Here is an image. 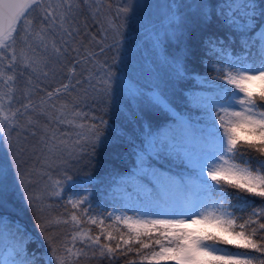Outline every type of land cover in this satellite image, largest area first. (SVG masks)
<instances>
[{"label": "snow or ice", "instance_id": "snow-or-ice-1", "mask_svg": "<svg viewBox=\"0 0 264 264\" xmlns=\"http://www.w3.org/2000/svg\"><path fill=\"white\" fill-rule=\"evenodd\" d=\"M78 7L72 0H59L55 5L45 4L44 0H0V136L5 125L10 129L20 126L22 117H27L24 130L38 124L40 116L44 115L48 116L49 124L73 125V120L66 116L67 104L56 110L57 115L48 113L44 106L54 98L59 99L62 90L75 89L81 84L80 80L75 85L65 83L47 91L46 99L41 98L39 105L32 99L35 91L29 87L32 80L27 81L21 92L26 103L17 95L20 90L17 81L24 71L37 73V79L40 74L48 76L44 69L50 57L40 55L41 48L47 51L51 46L57 58L69 53L68 47L57 45L54 36L51 40L48 37L50 33L62 34V45H67L68 40L63 37L73 38V34L78 33L69 19ZM33 8L41 10L38 29L33 28L34 21H25ZM196 8V13L174 17L177 23L172 32L178 46L173 56L177 70H187L184 61L190 55L198 57L210 74L207 83L213 90L197 104L200 121H184L181 126L193 142L194 151L189 154L178 150L168 133L146 134L141 141L143 147L136 153L135 170L120 182L140 190L135 196L140 203L135 215L109 211L107 216L101 214L98 219L90 214L89 207H84L88 203L87 194L70 198L67 203L75 210L72 222L79 226L84 222L81 217H87V223L99 229L94 236L91 229L73 234V242L79 237L84 246L75 253L77 258L90 248L94 256L98 253L100 258L109 261L132 256L127 264H264V207L254 208L247 218L236 215L237 209L244 211L250 206L249 198L264 201V0L239 3L237 0H208ZM128 12V7L118 8L117 19L121 14L127 16ZM25 22L22 46L17 49L16 38L21 32L20 25ZM123 26L108 22L116 37L122 35ZM113 45L119 51L120 40L115 39ZM113 45L100 48L99 55H104L105 48L110 51ZM71 51L78 52V49ZM97 55L87 53L83 63L89 64ZM101 67L103 75L94 84L88 76L83 82L97 95L111 96L115 73L107 60ZM84 71L90 76L98 75L95 69L85 68ZM116 86L120 87L119 80ZM16 104L19 107H14ZM52 107L55 109V105ZM105 123L101 117L99 125L94 123L86 132L76 133L78 139L71 149L67 141L57 137L55 130L49 132L46 125L41 150L49 156L67 152L71 157L88 143H102ZM75 127L85 128L84 125ZM161 159L178 160L184 171L173 175L157 166ZM3 177L4 170L0 169V185ZM19 178L22 182L23 176ZM60 183L59 180L54 182L55 190L51 195L61 194ZM113 196L132 198L131 192L119 185L113 189ZM6 197V190L0 187V208L4 207ZM25 199L31 206L33 196L26 195ZM105 220L111 223L105 224ZM62 222L68 223L67 220ZM13 227L0 215V235L8 231L14 239L17 234L22 239L24 234L18 227L13 232ZM44 230L41 226V231ZM45 239L51 244L50 237ZM229 248L244 251L233 252ZM3 254L0 264H43L41 257L34 253L29 255L26 246L21 248L19 243ZM52 254L56 264H71L72 248L64 247L58 254L53 247Z\"/></svg>", "mask_w": 264, "mask_h": 264}, {"label": "trees", "instance_id": "trees-1", "mask_svg": "<svg viewBox=\"0 0 264 264\" xmlns=\"http://www.w3.org/2000/svg\"><path fill=\"white\" fill-rule=\"evenodd\" d=\"M88 1L72 0L73 4H79V7L74 9L75 14L69 19L71 20V27L78 29V33H74L73 38L63 37V39L68 40L67 45H62V34H49V40L54 36L57 45L68 47L69 53L57 58L51 46L47 51L42 48L39 50L40 55L50 57V62L47 68L44 69L49 73L48 76L45 78L40 74L39 79H37L38 74L30 71H24V75L19 76L17 84L20 90L17 95L20 96L21 102H27L23 100L21 92L29 79L32 80L29 87L35 89L32 94L34 101L46 98L47 91L60 88L65 83L74 85L73 82L69 81L64 71L68 69L70 64H73V66L81 64L87 53L103 47L95 38L90 36L97 37L102 27L101 23L98 22V18L94 16L100 6L111 9L109 16L117 13V9L120 7H128L129 12L135 16L141 12L145 14L146 18L149 16L150 18L147 20L160 28V43L164 56L174 63L173 56L176 54L178 47L175 39L172 38V32L177 23L174 17L196 13V5L208 2V0H142L144 4L141 6L138 0H98L97 4L93 0ZM49 2L56 4L59 0H44L45 4ZM237 2L239 3L241 0H237ZM178 5L181 7L177 8ZM95 9L96 11L93 13ZM40 18L41 10L33 8L25 21H34L33 28L38 29L41 27ZM26 26V22L20 25L21 32L16 38L17 49L22 46L23 28ZM94 39L98 45H95L94 41L90 44ZM71 49H78V52L71 51ZM111 54L108 49H105L104 58L108 57V63L113 61L109 58ZM184 63L186 71L183 69L177 70L174 63L175 67L171 68V71L167 73V77L159 85L160 91L153 89L152 86L138 85L142 91L137 92L133 97H123L118 94L115 95L116 100L113 101L110 99L104 100L99 96L95 98L90 94L84 102L74 101L75 105H72L73 114L75 112L80 113L79 116L74 115V121L77 120L86 125L94 123L99 125L102 117L106 122L102 128L101 139L103 142L95 145L88 143L84 146L85 148L80 149L78 160L72 162L71 170L65 177L67 180H72L73 183L66 185L67 181L64 179L63 185H66L64 193L58 199L49 200V204L44 211H41L38 207L36 209L33 205L30 206L28 202L24 203L11 184L5 185L3 189L6 190L7 197L4 207L0 208V215L5 216L14 225L13 232L18 227L24 235L22 239L19 234L14 239L8 231L0 235V256L6 250L7 245L12 247L19 243L21 248L26 246L29 255L34 253L36 256L41 257L43 264H48L49 260H51V264H56L55 257L52 254L53 247L57 249L58 254L63 252L64 247L72 248L71 264H127L128 259H131L132 256H119L115 260L109 261L107 258H100L98 253L94 256L90 248L85 250V255H81L79 258L76 257L77 250L84 246L80 243L79 237L73 242V234L83 228L86 230L91 229V234L94 236L98 234V230L95 225L88 224L83 217L81 219L84 222L79 226L75 225L71 220V215L75 210L67 203L66 198L72 188L86 187L90 193V201L86 207H89L90 211H100L102 213L108 212L112 207L122 203L123 196L115 198L113 196V189L118 185L126 187L131 195L139 193L140 190L135 186L132 188L130 185L125 186L120 182L135 170L136 153L143 147L141 141L145 140L146 134L149 132L153 135L168 133L175 141V147L178 150L194 151L193 142L181 130V126L184 121H200L201 111L197 104L202 103L213 90L209 88L207 83L210 74L200 64L198 57L190 55ZM120 66H122V63H120ZM114 68H111V71L117 74ZM111 83L113 85V80ZM145 89H151L163 96L169 105L177 110L179 116L148 100L143 93ZM73 91L74 89H70L69 92H63L62 90L59 99H53L52 105H55V110L58 109L57 102L71 100ZM14 107H19V104ZM21 110L23 111V109ZM157 166L169 170L173 175L184 171L178 160L161 159L157 162ZM249 200L250 206L244 211L237 209L236 215L247 218L254 208L264 207V201L258 197H251ZM233 203H236V201H233ZM77 215L80 216V213H77ZM58 220L61 222L57 223ZM64 220H67L68 223L64 224L62 222ZM41 226L45 228L43 232ZM46 236L51 238V244L45 239ZM234 250L244 251L229 248V251L234 252ZM256 255L259 256V254Z\"/></svg>", "mask_w": 264, "mask_h": 264}, {"label": "rangeland", "instance_id": "rangeland-1", "mask_svg": "<svg viewBox=\"0 0 264 264\" xmlns=\"http://www.w3.org/2000/svg\"><path fill=\"white\" fill-rule=\"evenodd\" d=\"M93 1L96 4L98 3V0ZM139 2L141 6L144 4L142 0H138V3ZM95 11L96 9L93 13ZM110 13V8L99 7L94 16L98 18V22L101 23L102 27L97 37L90 36L95 38L103 47L106 45H113V41L117 38L120 40L119 51H117L115 45H113L110 50L112 54L109 58L113 61L115 60V63H113V61L108 63L112 65V68L115 67L114 69L117 73L113 76L114 91L111 96H100L92 91L88 83H83L84 77L86 76H88L94 84L96 80L103 75V68L101 65H103L104 60H108V57L104 58V55H99L100 49L93 51L98 55L94 57L89 64L85 65L83 61L79 65L75 64L73 66V64H70L68 69L64 71L65 75L74 85L77 80H80L81 84L74 89L71 100L57 102L58 109H60L63 104L68 105L69 111L66 113L68 119H74L72 110V105H75L74 101L78 100L84 102L90 94L95 98L99 96L104 100L110 99L114 101L116 100L115 95L118 94L123 97H133L137 92L142 91L139 89L138 85L144 87L152 86L153 89L160 91L159 85L163 82L165 77H167V73L171 71V68L175 67L174 63L164 56L163 48L160 43V28L147 20L150 18L149 16L146 18L145 14L142 12L136 16L128 12L127 16L121 14L117 19V13L109 16L108 14ZM110 20L114 21L116 24L122 23L124 25L123 28L120 29L122 37H116L114 31L108 27V22ZM105 29H107V32L104 31ZM95 39L92 40L90 44L94 41V44L98 45ZM120 63H122V66H120ZM85 68L89 70L95 69L98 75L90 76L89 72L84 71ZM117 80L120 82L119 88L116 86ZM85 91L88 93L87 96L85 95ZM143 93L148 100L154 102L161 108L163 107L170 113L179 116L177 110H174L167 100L156 91L145 89ZM40 100L41 99L33 100V102L39 105ZM50 102L52 103H48L44 107L47 109L48 113L57 115L56 110L52 107L53 100ZM26 119L27 117H22L19 121L20 126H17L15 129H10L8 125H5L2 136H0V169L4 170L3 184L0 185V187L4 188L6 184H11L24 203L28 202L25 199L26 195H32L34 198L32 205L35 206L36 209L38 207L41 211H44L45 207L49 204V200L51 201L61 197L64 193V187L73 183L72 180H67L65 177L71 170L72 162L78 160L80 151V149H77L76 153L71 157L68 156L67 152H58L55 156H49L46 151L41 150V137L44 135L45 126L47 125L49 132L55 130L57 137L67 141L69 149H71L74 142L78 139L76 133L81 131L86 132L87 127L90 125L80 123L77 120H73V125L56 122L49 124L48 116L44 115L40 116L38 124L24 130L23 125ZM75 125H84L85 128L81 129L75 127ZM33 133H35V135H33ZM21 149H23V151H21ZM183 151L189 154L192 153L187 149ZM64 160H66L67 163H64ZM21 175L23 176L22 182L19 178ZM64 179L67 181L65 186L63 185ZM57 180L61 182L58 189L61 194L59 196L51 195L50 193L55 190L52 185ZM85 194L88 195L89 203L90 193L86 187H74L69 192L66 201L70 198H76ZM139 194L140 192L134 193L131 199L127 196H123L122 203L112 207L109 211L115 212L116 214L126 213L130 216L135 215L136 209L140 207V203L134 196ZM88 203L84 207H86ZM82 211L83 209H81V212ZM108 212L100 213V211H90V214L97 216L99 219L101 214L107 216ZM83 218L87 221V217ZM109 223H111L110 220H105V224ZM81 230L86 231V229L83 228ZM97 230L99 232L98 228ZM10 247V245L6 246L5 254L9 251ZM234 252L239 251L234 250ZM3 257L4 254L0 256V259H3Z\"/></svg>", "mask_w": 264, "mask_h": 264}, {"label": "water", "instance_id": "water-1", "mask_svg": "<svg viewBox=\"0 0 264 264\" xmlns=\"http://www.w3.org/2000/svg\"><path fill=\"white\" fill-rule=\"evenodd\" d=\"M29 12H30V11H29ZM29 12H28V13H29ZM28 13H27V15H28Z\"/></svg>", "mask_w": 264, "mask_h": 264}]
</instances>
